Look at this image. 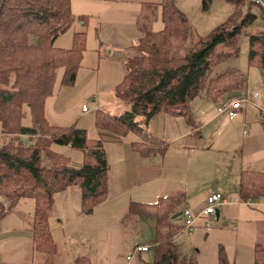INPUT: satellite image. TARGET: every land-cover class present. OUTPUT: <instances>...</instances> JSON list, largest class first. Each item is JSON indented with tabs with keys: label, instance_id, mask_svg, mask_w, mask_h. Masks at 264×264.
Wrapping results in <instances>:
<instances>
[{
	"label": "trees",
	"instance_id": "obj_1",
	"mask_svg": "<svg viewBox=\"0 0 264 264\" xmlns=\"http://www.w3.org/2000/svg\"><path fill=\"white\" fill-rule=\"evenodd\" d=\"M211 1L202 0L204 10ZM226 1L239 5L245 0ZM147 6H160L162 28H151L152 19L144 18V14L139 17L140 37L124 60L123 77L114 86L115 98L128 108L115 116L97 112V128L120 135L140 134L143 125L161 112L182 115L189 122L194 97L206 92L220 102L225 94L245 85L240 70H216L227 53L213 49L218 43L234 44L242 27L254 22L253 13L241 15L236 11L205 37L192 29L174 0L144 7ZM78 18L84 24L88 21L84 15ZM75 19L71 0H0V138L4 134L11 136L0 142V194L6 199V205L0 200V222L21 198L34 199V249L43 252L46 260L28 264H51L49 257L57 252L47 222L56 193L78 185L84 213L93 211L108 193L109 166L102 143L87 137L85 129L52 125L45 117V102L55 91L59 69L63 70L61 83L73 85L81 66L86 31L75 32L69 48L54 46L56 37L69 29ZM247 61L264 75V29L249 35ZM26 110L31 126L22 123ZM53 145H68L82 152L81 164L72 165ZM43 159L46 162L42 165ZM259 174H241L239 190L244 197L264 190V183L260 185V180H256ZM175 200L180 197L165 196L152 204L159 212L157 246L151 264H196L180 259L172 242L179 227L167 223ZM218 263L234 264L222 250ZM254 264H264V246L255 247Z\"/></svg>",
	"mask_w": 264,
	"mask_h": 264
},
{
	"label": "crops",
	"instance_id": "obj_2",
	"mask_svg": "<svg viewBox=\"0 0 264 264\" xmlns=\"http://www.w3.org/2000/svg\"><path fill=\"white\" fill-rule=\"evenodd\" d=\"M83 1L87 3H77V6H86L89 10L85 13L79 12L81 14L78 15L73 12L74 4L71 2L72 12L79 20L78 27L75 29L80 30H75V32L85 31L81 30L84 25L78 18L79 15L90 16L89 14L93 15L98 11L106 15L109 11L108 6L123 11L133 8L130 23L134 21L135 26L131 27L136 28V32L129 31L131 27L124 29L122 23L119 22L121 20L118 19L121 18L119 16L113 18L112 22L115 25L110 28L116 32H124L123 39H117L112 46L116 49L115 53L124 54L123 58L117 54V58L112 61L123 65L131 47L140 37L137 23L142 9H145L144 6L148 3H159L161 0ZM175 5L179 7L177 3ZM89 18L95 19L93 16ZM115 20L118 22L115 23ZM95 34L98 36L99 46L107 41L104 38L108 34L107 31H98L95 28ZM115 35L122 34L115 33ZM54 46L69 48L59 47L61 44H56V41ZM84 63L89 65L98 63L99 65L96 53H88L86 57L85 51L83 52L77 75ZM216 70L225 69L217 67ZM245 71L247 74H243L245 76L244 87L225 94L220 102L215 101L206 92L194 97L190 104L191 121L188 122L182 115L161 112L143 125L140 134L128 132L120 135L95 126L97 112L115 116L126 110H122L120 101L115 98L114 86L109 99H103L100 102L101 97L95 96V105L91 108L87 105L84 110L83 105L85 104H82V100L80 102V98L73 94L74 85H56L54 93L45 102L47 121L52 125L66 127L75 125L85 129L87 137L97 139L102 143L109 167L107 197L95 205L90 213L82 211V190L78 185H72L54 195L47 221L49 233L57 251L53 255V260H50L51 264H54L55 258L61 254L65 258V264L103 262L104 264H123L114 258H106L102 245L108 244L109 248L112 246L116 248L117 223L122 216L130 218L128 214L131 213L136 214V220L139 218L141 222L144 217L146 218L145 222L148 223L151 238L154 239L155 244L153 261L157 246L159 210L156 205L152 204H156L161 197L165 196L180 197V200L173 202L172 213L167 223V226L174 224L175 227H179L178 231L173 234V239L179 238L180 231L188 234L189 245H195L196 240L201 238L202 232L205 235L210 234L216 237L223 243H226L227 236L228 243L226 244L229 245L227 253L232 262L228 261L234 264H248L251 259L250 255L254 256L255 247H263L256 242L260 240L258 236L252 235V222H264V190L253 196L244 197L239 190V178L243 172L261 173L256 180H260V185L264 183V75L259 68L249 66L248 61ZM255 91L258 93L257 101L253 97ZM75 96L78 100L74 98ZM233 97L247 99L243 103V109L232 117L227 111L218 112V105ZM73 104H75V110ZM118 108L121 109L118 110ZM53 148L57 150L54 145ZM147 148H150L149 151H144ZM60 149L72 164V157L78 154L76 153L78 150L68 145H63ZM81 161L82 152L79 158H76L78 166ZM215 191H220L224 197L217 206L219 214L215 216L212 226L205 229L201 226V221H198L191 233L183 230L182 211L184 209L198 211L205 205L207 196ZM34 210V199L22 198L1 219L0 264L45 262L46 255L34 249ZM85 224L92 225L90 230L95 237L89 245L84 240H80L81 236L74 235L75 231L82 229ZM245 225H248L249 231L247 242L239 249L242 226L245 227ZM260 228L264 236V225ZM108 229L114 234L112 235ZM244 231L246 233V230ZM9 237H15L12 246L10 245L11 240L8 241ZM89 238H92L90 234L87 235L88 240ZM142 244H147V242ZM173 244L177 249L176 243L173 242ZM61 245L62 250L59 249ZM133 245L132 242L130 248ZM150 247L145 252H149ZM128 255H126L127 260L124 264H133L134 256L130 255V258H127Z\"/></svg>",
	"mask_w": 264,
	"mask_h": 264
},
{
	"label": "rangeland",
	"instance_id": "obj_3",
	"mask_svg": "<svg viewBox=\"0 0 264 264\" xmlns=\"http://www.w3.org/2000/svg\"><path fill=\"white\" fill-rule=\"evenodd\" d=\"M71 2L72 4H74L73 12L76 15L81 14L79 12L85 13L89 10L86 6H77V3H87L86 1L71 0ZM174 2L175 4L177 3V5L179 6L178 8H180L184 12L192 29L198 35L205 37H207V35L211 33L215 27L220 26L221 23H223L236 11H239L241 15L247 11H250L255 15L254 22L250 25L243 26L240 33L236 35L234 44L228 42L218 43L213 49L214 52H219L220 54L227 53V58L225 59V61L221 62V64L217 67H222L225 70L237 68L240 70L241 73L246 75L247 73L245 71V68L247 67L246 56L249 49V35L258 33L259 31L264 29V10L259 5L250 4L247 0H245L242 4L239 5H235V3H233L232 1L229 2L226 0H212L209 3L208 8H205V10L203 9L202 0H174ZM108 8L109 11L106 15H102L100 11H98L100 15L98 13L93 15L89 14L90 16L95 17V19L89 18L90 16L88 15H84L86 18H89V20L87 23H83L84 26L81 29L86 31L85 55L87 57L88 53H96L99 65L98 63H95L94 65H89L87 63L83 64L82 70H80L79 74L77 75V78L75 79L76 83L74 82L75 84H73V94L77 95L80 98V102L82 100V104L84 103L86 107L88 105L90 108L95 105V96L101 97L100 102H102L103 99H109L112 94V87L120 81V76H123L124 74V65H122V63L112 61L115 60L118 55L122 58L124 57L123 53H115L116 49L112 47L114 46L113 43L116 42L117 39H123L124 35V32H116L110 29L113 25H115L112 22L113 18L117 16L121 17L118 19H121L119 22L122 23V27L124 29H129V27H131L132 25L135 26L134 21L130 23L131 17L133 16V8H130L128 11L115 10V8L112 6H108ZM248 8L250 9L248 10ZM160 13V6H158L157 8L147 6L145 9H142L140 16L144 14V18L152 19L151 28L160 29L163 25L160 18ZM116 20L115 23L118 22ZM78 21L79 20L76 19L69 29L62 32L59 36L56 37V44H61V46L59 47H71L75 30H80L75 29L76 27H78ZM144 21L146 20H143V23ZM95 28H97L98 31H107L108 33L107 36L104 37L107 41H105L100 46L98 36L95 34ZM129 31L136 32V28L134 29L131 27ZM115 33H120L122 35H115ZM32 41L34 42V40ZM62 73L63 70L59 69L56 77V85L62 84ZM204 93L205 92H203V94ZM77 96L74 97L76 100H78ZM113 99L117 101L114 97ZM120 104V107L123 108L122 110L128 108L126 104H123L122 102H120ZM121 108H118V110H120ZM73 109L75 110V104H73ZM92 113H94V111ZM22 123L25 126H31L32 124L31 116L28 110H26V114L22 120ZM4 137L8 138L11 136H7V134H4V136L0 138V142L2 139H4ZM54 147L60 152L63 151L62 149H60L61 146L54 145ZM76 153H78V157L77 155H73L72 164L78 166L76 158H79L80 152L76 151ZM45 162L46 159H43L41 164L43 165L45 164ZM0 200L3 201V203L6 205V199L3 194H0ZM128 216L130 218L122 216L119 222L117 223V232L115 235L117 239V244L115 245L116 248H114V246L109 248L108 244L102 245L106 254V258L111 257L116 259L118 262H122L124 264V262L126 263L127 260L126 255L131 254V256H134L133 264H151L152 259L154 257L155 244L154 239L151 238V232L148 228V223L145 222L146 218L144 217V220L141 222L139 218L138 220H136V214L134 213L128 214ZM259 225H264V222H252V235L258 236L260 240H257L256 242L264 246V241H262V239H264V236H262V229ZM91 226V224H85L82 229L75 231L74 235L81 236L80 240H84L85 243L89 245L90 242L92 243L93 238H95L93 232H91L90 230ZM247 227L248 225H245V227L242 226V232L239 240V249H241L243 245H245V243L247 242V236L249 233ZM244 230H246V233ZM110 232L112 233V235L114 234L112 230ZM179 233V238H172V241L176 243L177 253L180 259L191 261V263L195 262L196 264H219V251L222 250L228 260L232 262L227 253V249H229V245L226 244L228 243L227 236L225 238L226 243H223L222 241H218L216 237H213L210 234L205 235L202 232V236L201 238H199V240H196V244L189 245L188 234L182 231H180ZM88 234L92 236V238H89L90 241L87 239ZM9 238L10 239L8 241L11 240L10 245L12 246L15 237ZM231 239L233 241V237ZM132 242L134 243V245L132 246L133 248L136 244H142L143 242H147V244H149V247L151 245L150 251L133 252V248H130ZM59 249L62 250V245L59 246ZM136 253L141 254L139 255ZM39 254L44 255L42 253ZM250 257L251 259L248 264H254V256L250 255ZM49 258L53 260V255H51ZM54 264H65L64 256H62V254L61 256H57L54 260ZM99 264H104V262Z\"/></svg>",
	"mask_w": 264,
	"mask_h": 264
},
{
	"label": "built area",
	"instance_id": "obj_4",
	"mask_svg": "<svg viewBox=\"0 0 264 264\" xmlns=\"http://www.w3.org/2000/svg\"><path fill=\"white\" fill-rule=\"evenodd\" d=\"M251 3H255L264 9V0H247ZM253 97L255 101L258 99V93L253 92ZM247 99L245 97H233L218 105V112L227 111L230 117L235 116L244 107V102ZM83 109L86 110V105H83ZM223 194L220 191L212 192L207 196L205 205L198 211H193L191 209H184L183 214V226L182 229L191 233L198 221H201V226L205 229H209L215 220V209L222 201ZM149 250L148 244H136L133 248V252H145ZM131 255V254H130ZM130 255L127 258H130Z\"/></svg>",
	"mask_w": 264,
	"mask_h": 264
},
{
	"label": "water",
	"instance_id": "obj_5",
	"mask_svg": "<svg viewBox=\"0 0 264 264\" xmlns=\"http://www.w3.org/2000/svg\"><path fill=\"white\" fill-rule=\"evenodd\" d=\"M177 214V213H176ZM179 214V213H178ZM218 214H219V210H218V208H216L215 209V216H218ZM175 216V215H174Z\"/></svg>",
	"mask_w": 264,
	"mask_h": 264
}]
</instances>
